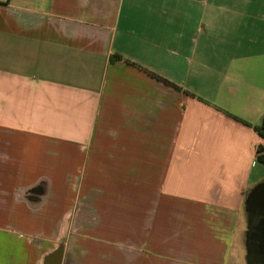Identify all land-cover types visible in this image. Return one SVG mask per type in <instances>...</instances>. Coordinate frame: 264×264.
<instances>
[{"label":"crops","instance_id":"obj_1","mask_svg":"<svg viewBox=\"0 0 264 264\" xmlns=\"http://www.w3.org/2000/svg\"><path fill=\"white\" fill-rule=\"evenodd\" d=\"M263 119L264 0H0V264H244Z\"/></svg>","mask_w":264,"mask_h":264},{"label":"flooded vegetation","instance_id":"obj_2","mask_svg":"<svg viewBox=\"0 0 264 264\" xmlns=\"http://www.w3.org/2000/svg\"><path fill=\"white\" fill-rule=\"evenodd\" d=\"M260 213L263 214L264 211ZM249 243L252 246L250 259H254L255 264H264V216L257 219L250 233Z\"/></svg>","mask_w":264,"mask_h":264},{"label":"trees","instance_id":"obj_3","mask_svg":"<svg viewBox=\"0 0 264 264\" xmlns=\"http://www.w3.org/2000/svg\"><path fill=\"white\" fill-rule=\"evenodd\" d=\"M152 75H154V74H152ZM156 77H157V76H156ZM157 78L162 79V78H160V77H157ZM164 81H166V80H164ZM166 82H167V81H166ZM255 130H256V132L258 133V135H259L261 138L264 139V119H263L262 123H261L259 126H256V127H255ZM258 161H259L260 163L264 164V148H262V147H260V148L258 149Z\"/></svg>","mask_w":264,"mask_h":264},{"label":"rangeland","instance_id":"obj_4","mask_svg":"<svg viewBox=\"0 0 264 264\" xmlns=\"http://www.w3.org/2000/svg\"><path fill=\"white\" fill-rule=\"evenodd\" d=\"M251 251H252V246L248 242L247 248H246L247 258L246 259H241L244 262V264H255L254 259H250V256L252 255Z\"/></svg>","mask_w":264,"mask_h":264}]
</instances>
